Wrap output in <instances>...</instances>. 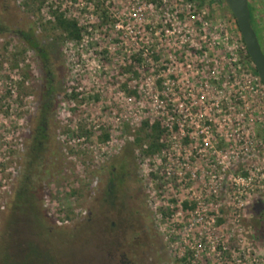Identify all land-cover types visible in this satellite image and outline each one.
Instances as JSON below:
<instances>
[{"label":"rangeland","instance_id":"obj_1","mask_svg":"<svg viewBox=\"0 0 264 264\" xmlns=\"http://www.w3.org/2000/svg\"><path fill=\"white\" fill-rule=\"evenodd\" d=\"M148 2L140 22L129 18ZM248 4L264 47V0ZM61 15L78 21L79 39L53 27ZM20 30L49 51L54 76L32 162L46 86ZM250 59L225 0H0V264H264V215L254 216L264 203V89ZM167 66L183 86L168 95L158 77ZM192 86L204 105H231L239 129L207 106L226 139L188 159L170 148L177 138L144 152L147 140L134 142L142 122L166 118ZM243 165L251 179L240 193L232 177ZM186 198L199 203L185 208Z\"/></svg>","mask_w":264,"mask_h":264},{"label":"built area","instance_id":"obj_2","mask_svg":"<svg viewBox=\"0 0 264 264\" xmlns=\"http://www.w3.org/2000/svg\"><path fill=\"white\" fill-rule=\"evenodd\" d=\"M150 5H151V3L148 2V3H146V5H145V3H143V4L137 5L136 7L132 6L131 7L132 12H129L130 13L129 18L133 19V21L140 22L139 20H141L143 10L146 9V7L150 6ZM163 5H165V4H163ZM243 47L245 49V52L247 53L248 51L246 49L244 41H243ZM141 55H143V59H149L150 58V57H147L146 52H142ZM160 59H162V57H160ZM250 63H251V67L250 66L248 67V69H249L248 74L249 75L252 74L253 75L252 77L255 79V81L253 80V82L255 84L258 83L264 89V84H263L262 80L260 79L258 73H255L253 71V68L255 67V65H254V62L252 61V59H250ZM196 71L199 72L198 69ZM201 72H202V70L200 71V73ZM158 75H159L158 77H160V75H162V77L160 79V83H161L160 86H161V90L163 92L165 91L167 95L169 94L167 92H171V90L173 88H176L178 91H180V88H183L182 84L178 83L179 78L176 77L178 75L177 72H174L173 69L168 68V66L164 67V72L161 74H158ZM166 75H168V78L165 79ZM157 79L159 80V78H157ZM176 81H177V83H176ZM204 81L205 82L204 83L201 82L200 85H202V89L207 90L209 87L207 88V86H206L207 81L206 80H204ZM169 83H171V85H169ZM133 87H135V85H133ZM194 91L195 90H194L193 86H192V88H188V89L186 87V94L182 93L180 96H178L176 98L177 102L171 103L173 105V107L171 108L170 113L168 114V110L165 111L167 113L166 118H162L160 116V114H158V117L161 119L162 125L164 127V132H163L162 138H161V141L163 142V146L161 147V150L163 152H165L164 151L165 147L168 144H170L168 142V140L171 141V144H172V142H173L172 139L177 138L175 145H177L178 148H176L173 144L170 145V148L173 147L171 149H175V150L176 149H181V150L184 149L185 151L189 150V153L186 155L187 159H188L189 158L188 155H192L193 153H194V155H196V154L200 153V151L206 147L211 148L213 146L212 140L216 141V139L218 137L224 138V139H226L228 137V134L226 133L227 131H220L219 126L217 127L214 125L215 123L213 122L214 121L213 115L210 114V112H208L209 115H207L205 109L208 106L210 108V110L213 111V114H214V110L217 111L219 114H221L220 116H221L222 120L224 121V123L230 127L231 122H233L234 119L232 120V118L230 116H228L229 113H225V111L228 110L229 108H231V105L227 104L224 107L222 105V103L221 104L219 103V100L214 101V103H216V106H210V104L204 105L205 104L204 95L202 94L199 98L194 99V97H195ZM138 92H140V91L138 90ZM146 94H147V92H146ZM144 95H145V93H144ZM151 96L155 99H158V97H160L159 93H153V94H151ZM180 97H182V100ZM159 100H160V102H163L164 98H162V99L159 98ZM197 101L202 102V105L200 104V107H202L203 109H201L202 112L199 111L200 113L198 114V116H194V115H191V112H192L191 108H192L193 104ZM222 108H225L224 112H221ZM161 114L164 115L163 113H161ZM234 121L237 125L236 130H238L239 129V126H238L239 122H238V120H236V118ZM189 123H192V124L188 125ZM232 135H233V132H232ZM238 135H241L238 137L239 139L243 138L242 134L238 133ZM222 142H221V146L223 145ZM180 145H181V147H180ZM182 145H183V147H182ZM213 152H214V149H213ZM216 161L217 162L219 161L218 163H220L223 160L221 159V160H216ZM185 163L186 162L184 161L181 164H185ZM212 165H215V162H213ZM226 166L227 165L222 166V164H221V168L223 170H225ZM248 172L250 173L251 170L247 166L245 167V165H243V168H239V171L237 173H235L234 176L232 177L233 187L236 188L237 190H239L240 193H241V189H240L241 186L240 185L245 180L251 179V175L248 174ZM261 174L264 175L263 173H261ZM261 181H264V180H261ZM238 183H241V184H238ZM242 188H244V186H242ZM213 191L215 192L216 189H213ZM194 199L195 200H190V199L188 200L186 198L184 200H181L180 201L182 204L181 206H183L184 201H187L189 203V205L193 204V202L197 205L199 203V200L197 198H194ZM191 207L193 209V206H191ZM185 208H187V207H185ZM194 211H195V213L197 212V210H194ZM203 214L204 215L206 214L209 216L208 213L203 212ZM215 216L217 217L218 214L211 215L209 217H211V220L214 221V220H217V219L213 218ZM226 247H227L226 245L221 244L222 249H224ZM255 259L257 260V258H255Z\"/></svg>","mask_w":264,"mask_h":264},{"label":"trees","instance_id":"obj_3","mask_svg":"<svg viewBox=\"0 0 264 264\" xmlns=\"http://www.w3.org/2000/svg\"><path fill=\"white\" fill-rule=\"evenodd\" d=\"M249 9H250V15H251L250 5H249ZM250 21H251V24L257 33V29L254 25L252 15L250 16ZM53 27L54 28H56V27L61 28L62 33L65 35V37H69L72 39H79L81 37L82 28L78 24L77 20H75L74 18H66L63 15L58 16L55 20ZM19 33L23 38L27 39V42L29 44L34 46L38 51H40L42 53V59L43 60H42L41 64H42L43 71H44V80H45L46 91L47 92L52 91L54 89V87L51 86V83L53 82V80L50 76L52 75V73L49 72L51 68H50V62H49V55H48L46 50L44 51L45 46H42L39 43H35L30 38V36L32 35V32L29 30H20ZM257 35H258V33H257ZM258 38H259V35H258ZM259 40H260V38H259ZM262 48L264 50L263 46H262ZM247 56L250 57L248 52H247ZM138 59H141V58L138 57ZM253 71L255 73H257V70L255 67L253 68ZM46 97H44V99ZM41 106H42V108L40 110L39 123L37 126V132H36L37 134L40 135V137H38L36 134L38 142L36 141L37 143H34L32 146V151H31L32 158H30V160H29L30 162H32L33 159L36 160V158L39 157V152L42 150V147H43L42 143H43V140L46 136V131H47L46 117H47V113L50 109L51 104L48 103V100H47V102L43 101L41 103ZM163 132H164V127H163L161 119L159 117L153 119L151 122H150V120L145 119V121H143L141 126L138 128V133L134 137V142L139 143L142 146L143 140H147V145H145V147L143 148V151L146 153L152 154V152L160 149L163 146V142L161 141ZM25 189L26 188H22L19 191H17V196L19 198H21L25 195V193H26ZM16 204L18 205L19 202H17ZM183 206L184 207H190V205L187 201L183 202Z\"/></svg>","mask_w":264,"mask_h":264},{"label":"water","instance_id":"obj_4","mask_svg":"<svg viewBox=\"0 0 264 264\" xmlns=\"http://www.w3.org/2000/svg\"><path fill=\"white\" fill-rule=\"evenodd\" d=\"M233 12L246 49L264 84V50L250 21L248 0H225Z\"/></svg>","mask_w":264,"mask_h":264},{"label":"flooded vegetation","instance_id":"obj_5","mask_svg":"<svg viewBox=\"0 0 264 264\" xmlns=\"http://www.w3.org/2000/svg\"><path fill=\"white\" fill-rule=\"evenodd\" d=\"M23 38V37H22ZM30 38L35 42V43H38V40H37V38H34L32 35L30 36ZM26 42H27V39H25V38H23ZM31 45V44H30ZM32 46V45H31ZM32 47H34V46H32ZM47 51V53H48V55H50V53H49V51L46 49V47L44 48V51ZM36 51H37V55H38V57H39V59H40V62L42 63V53L40 52V51H38L37 49H36ZM49 72H51V73H53V71L50 69V71ZM51 78H52V80L54 79L53 77V75H51L50 76ZM51 86H53L54 87V82H52L51 83ZM53 91V90H52ZM52 91H49V92H47L46 91V87H45V89H44V97H46L43 101H46L47 102V100H48V103H50L51 104V99H50V95H51V93H52ZM42 101V102H43ZM41 108H42V106H41ZM110 191H113V183L111 182L109 185H108V192H110ZM114 197V196H113ZM257 206H255V208H256V211H255V213H254V216L257 218V217H259V215H261L262 214V216L264 215V203H262V202H259V203H257L256 204ZM263 218V220H264V217H262ZM263 226H264V224H263ZM261 232H262V234L264 235V228L263 229H261Z\"/></svg>","mask_w":264,"mask_h":264}]
</instances>
